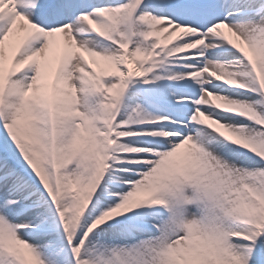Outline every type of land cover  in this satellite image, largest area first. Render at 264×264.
I'll return each mask as SVG.
<instances>
[{"label": "snow or ice", "instance_id": "obj_1", "mask_svg": "<svg viewBox=\"0 0 264 264\" xmlns=\"http://www.w3.org/2000/svg\"><path fill=\"white\" fill-rule=\"evenodd\" d=\"M0 264H264V0H0Z\"/></svg>", "mask_w": 264, "mask_h": 264}]
</instances>
